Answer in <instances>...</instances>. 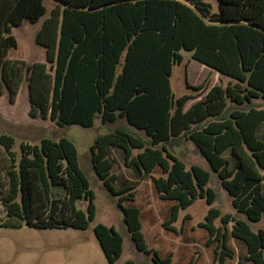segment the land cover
I'll return each instance as SVG.
<instances>
[{
  "label": "trees",
  "instance_id": "16d2710c",
  "mask_svg": "<svg viewBox=\"0 0 264 264\" xmlns=\"http://www.w3.org/2000/svg\"><path fill=\"white\" fill-rule=\"evenodd\" d=\"M58 1L37 34L46 61L29 63L9 56L18 48L13 28L39 22L48 11L44 0H0V92L4 87L14 102L27 81L33 117H49L59 127L89 128L97 118L115 125L95 139L92 165L119 196L136 249L150 256L123 264H173V254L148 248L141 209L130 203L134 187H114L109 147L123 150L125 165L139 177L152 179L155 194L170 202L163 226L178 232L182 209L198 198L209 205L217 200L211 172L188 168L172 152L184 141L196 145L246 217L209 209L200 226L214 249L212 264H264V229L250 225L264 217V108L258 102L264 101V0H213L218 10L211 0ZM182 50L231 78L228 85H188L199 94L176 97L171 77ZM15 144L0 129V223L88 229L97 208L75 143L46 136L23 141L21 153ZM81 199L89 202L87 211L78 208ZM94 232L109 264H117L122 234L102 223Z\"/></svg>",
  "mask_w": 264,
  "mask_h": 264
},
{
  "label": "rangeland",
  "instance_id": "374dc122",
  "mask_svg": "<svg viewBox=\"0 0 264 264\" xmlns=\"http://www.w3.org/2000/svg\"><path fill=\"white\" fill-rule=\"evenodd\" d=\"M215 6L217 2L211 0ZM48 11L37 23L25 20L18 27L13 28V35L18 40V48L10 51V58L23 59L29 63L45 62L46 49L37 43V34L44 21L51 15L52 9L61 4L58 0H44ZM218 10V6L215 7ZM183 62L174 66L171 77L172 89L176 97L186 94H199L192 91L188 85H228V76L218 73L210 67L193 59V53L182 50ZM264 108V101H258ZM193 101L189 102L186 109ZM31 103L29 99L28 82L22 85L20 93L14 102H11L4 87L0 92V129L11 134L16 139L15 150L21 153V143H39L43 137L71 139L79 153L80 166L90 182L95 195L97 208L96 219L86 230L66 229H37L31 228L24 222L8 225L0 223V264H109L102 247L95 235L94 228L102 223L113 226L122 234L124 239L123 254L117 264L127 260L142 263L150 259L145 253L138 251L132 241L131 234L124 223V212L119 208V196L113 195L103 181L96 174L92 165L91 146L95 139L115 127L104 125L97 118L93 127H83L77 124L59 127L49 117H33L30 114ZM121 121L117 125H124ZM172 152L183 160L187 167L200 165L212 174L209 187L217 192V200L209 205L206 199L198 198L190 207L180 211L179 219L174 224L178 232L168 231L163 222L167 216L170 202L163 201L155 194L152 179L139 177L133 168L124 163L123 150L109 147V158L116 174L114 187L120 190L127 186L134 187L136 198L131 204L141 209L142 231L149 249L156 250L161 256L173 254V264H187L192 258L198 264H212L213 247L206 245L208 232L200 223L205 221L211 207L220 209L222 214H231L236 218L245 219L238 213L232 203V196L223 189L216 172L208 160L199 152L191 141H184L180 146L174 147ZM154 175H157L155 172ZM89 202L86 199L78 201V208L87 211ZM164 210V211H163ZM189 216V218H187ZM217 226H222L217 219ZM254 231L264 229V217L259 222H250ZM232 224L229 225V228ZM189 239V242L183 240ZM239 251V246L236 245ZM234 264V260L228 262Z\"/></svg>",
  "mask_w": 264,
  "mask_h": 264
},
{
  "label": "crops",
  "instance_id": "0c3cea01",
  "mask_svg": "<svg viewBox=\"0 0 264 264\" xmlns=\"http://www.w3.org/2000/svg\"><path fill=\"white\" fill-rule=\"evenodd\" d=\"M230 81V79H228V82Z\"/></svg>",
  "mask_w": 264,
  "mask_h": 264
}]
</instances>
